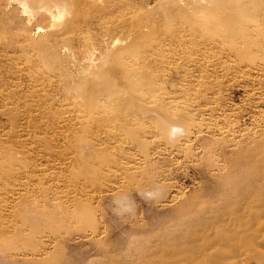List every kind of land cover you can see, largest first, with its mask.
<instances>
[{
  "label": "bare ground",
  "instance_id": "bare-ground-1",
  "mask_svg": "<svg viewBox=\"0 0 264 264\" xmlns=\"http://www.w3.org/2000/svg\"><path fill=\"white\" fill-rule=\"evenodd\" d=\"M193 2L0 0V65L7 64L9 71L6 79L0 78V115L12 121L16 132L32 128L36 135H27L18 149L0 140V254L17 252L25 240L29 244L28 235L8 220L20 216L19 207L40 215L38 202L44 198L53 205L50 220L54 216L61 225L93 227L95 188H105L111 177L137 180V167L120 160L128 143L148 156L153 143L148 136L164 135L167 123L190 138L203 125L198 119L203 111L193 106L197 94L190 69L199 72L194 80L199 89L207 73L219 70L252 81L251 87L264 81V0ZM172 70L181 73L180 82ZM44 118L69 132L60 135L72 147L69 155L58 157L60 172L38 169L36 158L32 161L30 151L22 150L30 142L53 152V141L39 137L43 125L37 121ZM146 119L156 123L148 125ZM258 124L244 144L232 140L254 169L235 174L248 177L245 189L233 181V173L225 174L220 194L227 204L218 212L225 217L204 230L168 237L172 252L163 260L159 254V264H232L231 258L243 252L263 262L257 250L264 231V122ZM210 130L234 137L219 125ZM236 196L242 197L229 205ZM184 217L182 228L189 229L193 219ZM36 248L21 250L24 258L42 264L48 252L43 244Z\"/></svg>",
  "mask_w": 264,
  "mask_h": 264
},
{
  "label": "rangeland",
  "instance_id": "rangeland-1",
  "mask_svg": "<svg viewBox=\"0 0 264 264\" xmlns=\"http://www.w3.org/2000/svg\"><path fill=\"white\" fill-rule=\"evenodd\" d=\"M197 1L192 2L199 3ZM192 2L186 0L188 4L192 5ZM210 60L214 62V58ZM7 67L8 65L5 63L0 65L1 79L7 78L9 73ZM177 72L172 70L170 74L177 82H180L181 73ZM207 74L205 85L203 84L199 89L197 82L194 81L199 72L192 68L188 73L195 93L198 95H195L197 100H194L196 103L193 106L197 110L196 112L203 111V115L198 117L199 120H202L199 123H203V125L198 126V129L195 128L194 132L190 134V138H187L185 133L180 134L179 132L173 137L172 129L178 126L173 124L174 127H172L173 125L171 126L170 123L160 122L161 125L166 124L163 129L164 135L161 134L164 140L161 135L159 137L149 135L148 140L153 143H150L148 156L128 143L129 150L122 154L120 160L131 161V165L137 167L135 173L137 180L133 179V182L132 179L111 177L109 183L113 186L110 187L108 183L103 189H93V198L90 201L93 215L95 214L96 221L93 225L95 228L76 225L71 228L65 223L61 225V222L54 216H51L50 220L49 214L53 205L44 198L38 202L39 205L37 204L42 210L40 215H43L44 218H40V215L32 213L31 210L19 207L20 216L8 217L10 218L8 220L13 221L12 223L18 226H15L17 229L21 228L23 233L28 235L29 244L25 240L24 249L21 243L17 252L0 254V264H40V262L24 258L23 251L29 253L38 250L36 247L40 248L42 244L48 252L46 262L44 261L42 264H159V254L162 255L161 260H163L164 255H169L172 252V247L167 242L168 237L187 235L189 230H204L206 226L212 225L216 221L215 219L222 220L225 215L218 212L221 207H226L227 204L226 198L220 194L222 186L227 181L225 174L233 173V181L237 180L236 184L241 182L240 189H245L248 184V177L243 178L235 176V174L241 170L248 172L250 170L241 156L240 147L248 138L246 135L249 131L251 132L253 128L259 126L258 122L260 125L264 122V97L261 95L264 90V81L260 80L257 86L251 87L252 81L242 80L241 77L231 76V78L223 70H219L215 74ZM198 91L200 94L197 93ZM57 107L59 108V105L55 106V108ZM21 121L24 123V120ZM145 121L148 125L156 123V121L148 119ZM41 124L43 130L39 137L46 141H53L49 143V145L53 144V152L47 148H36L30 142L23 144L22 150L30 151L29 153L33 157L32 161L33 159L35 161L36 158L35 163L40 165L37 167L38 169L44 168L47 173L51 169L60 172L62 166H60L58 157L69 155L72 150L68 141L61 136H67L69 132L62 127H56L51 118L37 121V126ZM210 125H219L228 132L231 130L230 133L234 137L219 135L218 131L213 134ZM50 127L53 130H50ZM17 130L12 121L0 115V140L6 144H16L14 145L15 149H18V142L25 138L29 139L27 135L36 136L32 128L19 132H16ZM31 139L34 140V138ZM232 140H239L241 145L238 147L235 143L232 144ZM84 152L85 150L82 152L83 155L86 153ZM252 170L254 169L251 168L250 171ZM49 183L51 184L52 181L49 180ZM180 192H182L181 195ZM175 193L178 198H171L173 194L176 195ZM236 197H234V201L229 202V205L237 202L242 196ZM40 202L42 203L40 204ZM184 216L193 219L189 224V229L182 228V225L185 224H182ZM49 221L50 224H48ZM50 227H52L51 230ZM34 237H36L37 245L33 244L34 246L31 247V241L35 242ZM258 241L260 247L257 251L261 253L257 254L264 256V231ZM43 248L39 250L41 251ZM20 250L22 252H19ZM1 252L3 251L0 250ZM9 253L13 256H9ZM260 259L263 262L257 263L250 252H243L231 258L230 262L232 264L237 262L242 264L264 263V258Z\"/></svg>",
  "mask_w": 264,
  "mask_h": 264
},
{
  "label": "clouds",
  "instance_id": "clouds-1",
  "mask_svg": "<svg viewBox=\"0 0 264 264\" xmlns=\"http://www.w3.org/2000/svg\"><path fill=\"white\" fill-rule=\"evenodd\" d=\"M179 132L180 134H183V130L182 129H177V128H173L172 129V135L173 137L175 136V134Z\"/></svg>",
  "mask_w": 264,
  "mask_h": 264
}]
</instances>
